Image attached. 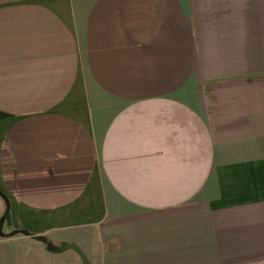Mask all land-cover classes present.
Wrapping results in <instances>:
<instances>
[{"label": "crops", "instance_id": "1", "mask_svg": "<svg viewBox=\"0 0 264 264\" xmlns=\"http://www.w3.org/2000/svg\"><path fill=\"white\" fill-rule=\"evenodd\" d=\"M67 245L264 264V0H0V264Z\"/></svg>", "mask_w": 264, "mask_h": 264}, {"label": "water", "instance_id": "2", "mask_svg": "<svg viewBox=\"0 0 264 264\" xmlns=\"http://www.w3.org/2000/svg\"><path fill=\"white\" fill-rule=\"evenodd\" d=\"M66 248H67V249H72V250H74L76 253H78V255H79V256L81 257V259H82L83 264H87V262H86V258H85V256H84V254L82 253V251L80 250V248H78V247L75 246V245H67Z\"/></svg>", "mask_w": 264, "mask_h": 264}, {"label": "rangeland", "instance_id": "3", "mask_svg": "<svg viewBox=\"0 0 264 264\" xmlns=\"http://www.w3.org/2000/svg\"><path fill=\"white\" fill-rule=\"evenodd\" d=\"M67 250V249H66ZM66 264H73L72 262H70V261H68V262H66Z\"/></svg>", "mask_w": 264, "mask_h": 264}]
</instances>
